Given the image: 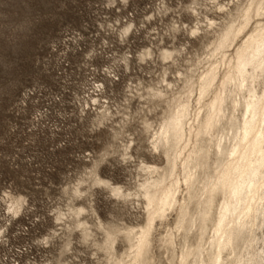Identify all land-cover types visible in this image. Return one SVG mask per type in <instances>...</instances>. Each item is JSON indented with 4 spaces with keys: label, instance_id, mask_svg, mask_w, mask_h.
Segmentation results:
<instances>
[{
    "label": "rangeland",
    "instance_id": "374dc122",
    "mask_svg": "<svg viewBox=\"0 0 264 264\" xmlns=\"http://www.w3.org/2000/svg\"><path fill=\"white\" fill-rule=\"evenodd\" d=\"M235 5L0 0V189L12 193L0 198V264H134L126 235L145 222V167L166 166L154 135L170 100L186 94L185 80L211 63L207 43ZM164 50L172 57L164 60ZM226 134L221 128L217 138L226 143ZM195 228L185 242L175 212L157 219L151 264H177ZM256 234L264 248V226Z\"/></svg>",
    "mask_w": 264,
    "mask_h": 264
},
{
    "label": "bare ground",
    "instance_id": "6f19581e",
    "mask_svg": "<svg viewBox=\"0 0 264 264\" xmlns=\"http://www.w3.org/2000/svg\"><path fill=\"white\" fill-rule=\"evenodd\" d=\"M209 22L214 30L216 22ZM206 49L211 63L195 81L185 80L186 94L170 100L154 135L152 147L166 166L162 171L145 167L149 177L140 185L145 222L126 235L134 264H151L147 255L154 223L169 211L175 212L176 230L185 242L194 226L197 231L196 242L180 252L177 264H264L256 234L264 226V0H236ZM173 53L164 50L162 58ZM195 93L199 110L192 115ZM221 128L229 133L226 143L217 138ZM209 222L212 236L205 241ZM163 243L173 247V234Z\"/></svg>",
    "mask_w": 264,
    "mask_h": 264
},
{
    "label": "snow or ice",
    "instance_id": "6c2138e0",
    "mask_svg": "<svg viewBox=\"0 0 264 264\" xmlns=\"http://www.w3.org/2000/svg\"><path fill=\"white\" fill-rule=\"evenodd\" d=\"M125 2H127V0H125ZM122 159H127V157H122ZM118 181L116 180H113V183H117ZM101 185L104 186V187H107L106 184H104V182L102 181L101 182ZM11 189H0V198H8L11 196Z\"/></svg>",
    "mask_w": 264,
    "mask_h": 264
}]
</instances>
